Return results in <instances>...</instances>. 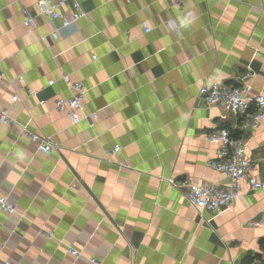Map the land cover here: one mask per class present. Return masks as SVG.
I'll use <instances>...</instances> for the list:
<instances>
[{"label": "crops", "instance_id": "obj_1", "mask_svg": "<svg viewBox=\"0 0 264 264\" xmlns=\"http://www.w3.org/2000/svg\"><path fill=\"white\" fill-rule=\"evenodd\" d=\"M37 1L0 0V110L12 120L0 125V198L15 209L0 210V264L264 258V192L243 185L215 214L185 199L189 186L228 187L207 166L215 157L206 135L219 129L247 141L249 175L264 181V120L241 133V117L195 103L203 85L237 87L245 73L264 95V0H76L86 17L55 40L58 22L38 16ZM24 9L33 27L23 25ZM61 12L69 18L71 4ZM63 73L84 86V111L97 113L92 126L55 111L56 100L70 97ZM21 128L59 150L44 152ZM68 245L82 257L69 256Z\"/></svg>", "mask_w": 264, "mask_h": 264}, {"label": "built area", "instance_id": "obj_2", "mask_svg": "<svg viewBox=\"0 0 264 264\" xmlns=\"http://www.w3.org/2000/svg\"><path fill=\"white\" fill-rule=\"evenodd\" d=\"M229 1V0H221ZM71 4L72 12L69 18L65 17L61 12L67 3ZM179 3V2H177ZM36 10L38 16H46L52 22H58L56 27L49 35L52 39L58 38V31L67 28L71 24H76L86 17L76 0H39L36 2ZM23 17V25L33 27L35 17L31 16L28 10L21 12ZM149 28L144 27V33H149ZM96 60L95 57L92 58ZM3 73L0 69V79ZM251 78V74L245 73L240 76V85L237 87L226 86L222 84L203 85L197 94L195 103L203 108L219 107L226 113L235 117H241L237 129L241 133L255 132L264 120V95L262 93H254L252 87L247 83ZM60 81L63 82L70 97L66 100L58 99L54 102L55 111L64 112L73 125H77L82 121L92 122L97 119V113L87 114L84 111V100L86 90L81 83L72 82L68 74H61ZM19 83L23 84V80L19 79ZM54 81L48 82V87L54 85ZM37 92L27 90V97H35ZM19 100L14 95L10 99V103L14 104ZM43 101L39 105H43ZM252 106V112H248V108ZM224 119V117H222ZM11 125L12 120L9 117L8 110H0V125ZM20 135L26 137L30 142H39L40 148L46 152H57L59 147L49 138H40L25 128H21ZM207 142L214 147V160L210 161L207 166L216 172L225 175L228 180V187L221 188L214 184L193 185L188 187L186 194L187 203L198 212H206L215 214L216 212L228 208L243 193V185L247 187V191L251 193L264 192V181L251 177V163L247 156L248 145L243 138H233L226 129H219L206 135ZM120 151L118 146L110 149L106 155L109 159L116 156ZM168 183L174 188L184 187L183 184H176L172 180ZM0 210L13 214L14 206L7 202L5 198H0ZM47 238L53 237L52 232H43ZM67 253L72 258L79 259L82 257L80 251L76 250L72 245L67 246ZM90 264H99L93 259L88 260ZM5 264H12L6 262ZM250 264H264V258L253 260Z\"/></svg>", "mask_w": 264, "mask_h": 264}]
</instances>
